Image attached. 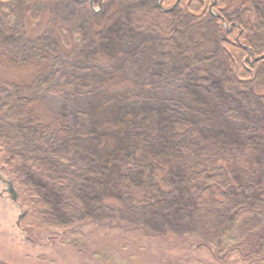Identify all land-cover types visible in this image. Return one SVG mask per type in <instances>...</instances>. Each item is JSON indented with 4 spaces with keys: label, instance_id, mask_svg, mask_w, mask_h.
<instances>
[{
    "label": "trees",
    "instance_id": "trees-1",
    "mask_svg": "<svg viewBox=\"0 0 264 264\" xmlns=\"http://www.w3.org/2000/svg\"><path fill=\"white\" fill-rule=\"evenodd\" d=\"M160 1L161 7H171L176 0ZM212 1L215 2L212 8L218 13L212 24L217 33L218 65L213 67L215 71L208 72L205 65L195 66L194 71L199 69L200 75L204 73L202 77L210 73L207 79L211 81L216 76L212 82L219 84L220 79L228 91L239 88L264 102L262 89L253 91L260 87L254 84L255 78L244 83L246 79L239 74L244 69L251 73L258 63H264L263 58L250 64L252 56L264 53V44L259 46L244 37L249 30L256 32V22L264 24V15H257L251 5L255 1L263 9L264 0H239L236 5L232 0ZM116 2L108 18L118 16ZM0 3L8 5L10 0ZM203 4L204 0H179L174 9L191 19L193 26L200 25L205 19L204 12H209ZM139 9L127 22L130 33L141 31L144 26L157 29L162 41L161 50L155 43L151 44L155 46V56H163L167 50L175 52L182 61L190 58L184 46L175 44L178 30L182 31L174 24L176 16L160 11L156 4L141 8L138 14ZM234 9L243 12V17L239 16V22L230 32H224V21L230 24L227 13ZM50 31L55 40L47 51L52 57L50 61L17 58L8 61L10 55L0 46V120L7 126V132L0 135V169L11 181L17 198L25 201V213L19 223L24 224L28 234L34 239L38 235L45 237L52 254L57 252L61 257L69 251L73 259L88 260V264H123L126 261L119 257L127 258L143 249L159 256L149 255L137 264H264V120L256 129H248L251 140L244 139L243 132L227 129L221 122L223 105L204 103L198 109L188 108L186 117L165 115L164 128L171 133L161 134L154 121L159 116L163 118L168 109L143 107L152 98L142 90L136 92L144 86L135 85L125 77L128 60H118L123 54L118 47L121 40L117 39L121 34L115 29L107 41L111 54H102L106 61L112 62L113 74L99 79V88L93 91L94 98L100 93L97 105L89 107L84 117L77 118L69 128L65 120L67 113L53 112L39 96L43 90L51 89L49 82L55 61L58 64L60 58L68 57L58 67L74 69L71 62L78 43L77 40L65 43V30L58 24L54 23ZM30 32L25 38L37 52L41 48L42 31L36 26ZM99 33L96 32L91 45L99 53H107L102 50L105 47L100 43ZM1 37L7 38L8 33L3 32ZM146 46L151 49L147 43ZM197 50L204 53L209 49L204 43H196L189 49ZM197 54L181 64L186 69L192 68L201 60L202 54ZM232 78L237 85L230 81ZM83 80H72L76 91L81 85L83 88L91 82L96 85ZM198 82L202 86L204 79ZM125 89L128 90L122 94ZM135 100L143 102L141 111L146 109V112H128L123 108ZM203 129L223 135L230 130L227 134L231 143L221 144L207 135L203 137ZM84 138L97 142L96 160L88 161L84 152L72 147L71 142ZM6 142L8 145L12 142L13 151L4 155ZM5 157L7 161L2 160ZM173 167L180 172L179 179L172 175ZM26 173L36 176L50 194L43 195L33 181L25 180ZM43 196L52 197L57 203L52 218L46 217L50 207ZM139 212L153 213L155 218H174L182 213L179 224L182 222L189 228L178 233L164 223L166 228L158 232L129 219L138 217ZM164 250L177 252L169 258ZM51 255L37 260L56 264L58 258Z\"/></svg>",
    "mask_w": 264,
    "mask_h": 264
},
{
    "label": "rangeland",
    "instance_id": "rangeland-1",
    "mask_svg": "<svg viewBox=\"0 0 264 264\" xmlns=\"http://www.w3.org/2000/svg\"><path fill=\"white\" fill-rule=\"evenodd\" d=\"M118 3H117V2ZM179 0H176L172 6H176ZM230 1V0H228ZM239 0H232V4H238ZM119 4L118 16L117 17H107L108 12L111 10L113 4ZM160 0H10V3H0V46L6 50L7 54L10 55V59L7 56V60L11 61V58H17L19 61H28V60H38V61H50L52 59L51 55L48 54V50L55 40L50 36L51 31L50 27L55 23L61 26L65 32L63 35V41L65 43L77 40L78 46L75 48V54L72 57L71 67L74 69L66 70L62 67H58L60 63H65L68 57L60 58V63L54 62V73L50 78L51 89L43 90V94L39 98L45 100V104L53 109V112H66L67 117V127L71 128L76 122L77 118H83L84 112H86L89 107L93 104L97 105L98 97L100 93L94 98L93 91L97 87L99 88V79L110 76L113 74V69L111 68L112 62L106 61L105 57L102 54H111L112 50L107 47V41L110 40L112 33L115 29L120 31L118 40L119 50L123 55L118 58L120 62H123L124 59H127V68L125 67V77L135 85L141 84L144 86V89L137 88L136 92L142 90L145 92L148 98H152L149 102L146 100L143 107H150V109L157 108H167L168 113L165 112L163 118L160 116L154 121L155 126L157 125L161 134L170 135V131L166 127L167 118L165 115L173 117H186L188 108L198 109L203 106V104L212 103V104H221V113L220 120L224 124L225 128L231 129L234 132H243L241 136L244 139H249L251 134L247 131L248 129H256L259 122L264 120V102L262 98L252 95L248 91H241L239 88H231L228 91L225 89V84L219 79V84L212 82L215 77L210 79L207 77L210 76V73L204 75L199 74L198 71L195 72V66L205 65V69L210 71H215L213 67L217 66L219 61L218 57V46H217V36L215 27H213V18L218 15L215 8H212V0H204L203 6L209 8V12L205 13V19L199 23L200 25H194L191 19H188L186 16L182 15L179 9H174V7H161ZM231 2V1H230ZM176 3V4H175ZM160 5V11L163 12L165 9L171 8L169 11L164 12L169 15L176 16L175 26L182 31L178 30L177 35L175 36V44L181 46L188 53L187 55L193 57V54L198 52L201 57L200 61H197L192 68L186 69L184 64L189 61H182L181 57L176 58L175 52H169L165 50L162 54L154 55L155 49L151 44L155 43L159 50H161V38L157 32V29L152 27L143 28L141 31L135 33H130L127 29V22L132 18L133 12L138 8H147L150 5ZM252 9L257 15H264V8L255 1L251 2ZM233 7V6H232ZM139 9L138 14L141 12ZM203 10V11H204ZM243 12L240 10H231L227 13V17L230 21V24L226 21L223 23L224 32H230L231 29L239 22L240 15L243 17ZM172 16V17H173ZM220 16V14H219ZM107 22V24L105 23ZM161 21L166 22V20L161 18ZM154 22V21H153ZM191 22V24H190ZM105 23V25H104ZM152 24V23H151ZM257 27H255L254 33H251V30L245 32L244 37L247 41L251 40L252 43L262 46L264 44V24L256 22ZM36 26L40 27L42 37L39 38L41 42V48L36 52V49L32 48L33 45L31 41L25 38V35L30 32V29H34ZM46 26V30H42V27ZM24 27H27L29 30H23ZM187 30H184L186 29ZM214 28V29H213ZM22 29V30H21ZM59 29V28H58ZM23 31V33H21ZM100 31V43L104 49L103 52L99 53L97 47L94 44L91 45L93 37L96 35V32ZM8 33L7 38H2V33ZM20 34H19V33ZM236 34V30L234 31ZM40 33V34H41ZM250 34H254L251 36ZM237 35V34H236ZM248 36H251L248 38ZM145 41V42H141ZM147 45L150 46V50ZM198 44L204 43L208 47V51L211 54H206L202 50L189 51L191 47H195ZM186 44V45H185ZM86 47V48H85ZM108 49V50H107ZM107 50V51H106ZM181 50V49H179ZM147 51V53H146ZM84 52L88 54H84ZM128 56H124V54ZM151 53V54H150ZM84 55V57L82 56ZM213 55V57H212ZM263 54L254 55L249 59V62H256L262 57ZM106 56V55H105ZM109 56V55H108ZM83 57V59H82ZM80 59V60H79ZM123 59V60H122ZM149 60V61H148ZM225 61V58L223 59ZM222 60V61H223ZM148 61V64L145 65V62ZM182 61V62H180ZM221 61V60H220ZM117 62V61H116ZM184 63V64H181ZM52 66V63L50 62ZM255 71V72H254ZM253 72L248 73L249 70H242L239 72L240 76L243 79H246L244 83L252 81V78H255V85H260V87L253 88V91H259L262 89L264 93V63L260 62L257 64V67ZM199 79H204L202 86L198 82ZM220 75H223L224 72ZM234 75V74H233ZM253 75V76H252ZM70 76H72L70 78ZM85 80L96 82V85H86L85 88L81 85L79 91L75 89V82L72 80ZM87 78V79H86ZM230 79V78H229ZM237 79V78H236ZM84 81V80H83ZM234 85L235 78L230 80ZM253 82V81H252ZM128 89L122 90L125 92ZM129 91H134L130 89ZM124 94V93H122ZM160 101V102H159ZM148 103V104H147ZM143 102H137V100L130 102L123 108H127L128 112L131 110L134 113H144L146 109L141 111V105ZM147 105V106H146ZM225 107V108H224ZM165 110V109H164ZM189 110V109H188ZM162 111V110H160ZM133 113V112H132ZM186 115V116H185ZM4 132H7V126L3 124V121L0 120V135ZM227 133H231L230 130H227ZM221 134L216 131L212 132L211 130L203 129L202 135L209 136L208 139L218 140L221 144L229 145L231 142L228 140L230 134ZM168 135V136H169ZM243 140V139H241ZM253 140H257L253 138ZM71 142V141H70ZM7 144L6 149H4L5 154L7 155L13 151L12 142ZM73 148L84 152L85 156L88 157V161L96 160V146L97 142L93 139L84 138L82 141L71 142ZM118 149L119 146H118ZM16 151V149H15ZM4 155L2 157H4ZM7 161L8 158L5 157L2 159ZM10 161V160H9ZM14 162H12L13 167ZM1 176L3 177L2 169H0ZM172 175L176 176V179H179L180 172L177 168L173 167ZM25 180L28 182L33 181L38 191L41 193H49L46 191V188L42 187L38 182V178L31 173H26ZM6 186L0 180V264H44L40 263L37 260V257L51 255L52 251L47 244H45V237L40 235L35 236V239L28 234L24 228V224H17V217L22 212H25V201L24 203L17 198L15 202L11 200L8 194L5 192ZM48 194V195H49ZM43 200L49 203L50 214L48 213L47 218L53 217L54 205L57 206L56 201H52V197L43 196ZM154 211V210H150ZM140 213H143L140 215ZM139 212L135 219L130 218L133 222H140L151 228L155 231H163L166 227L163 226L164 223L171 226L172 230L180 233L181 231L188 230V226L183 224L180 221L183 217V214L180 213L177 216L166 218H155L153 213L150 212ZM126 216V214H124ZM123 216V215H122ZM170 229V228H169ZM37 235V234H35ZM140 253L136 255L131 254L127 258L119 257L126 261L123 264H137L142 260H145L146 257L154 256L158 258L159 254H151L148 250L143 249L138 251ZM177 251L164 250L166 256H173ZM51 253V254H50ZM143 253V254H142ZM142 254V255H141ZM57 257L58 261L56 264H88V260H75L70 255L69 251L65 255L60 257V254L57 252L53 253L51 257ZM142 257V258H141ZM149 259V258H148ZM93 264L92 262H90ZM47 264V263H45ZM96 264V263H95Z\"/></svg>",
    "mask_w": 264,
    "mask_h": 264
},
{
    "label": "water",
    "instance_id": "water-1",
    "mask_svg": "<svg viewBox=\"0 0 264 264\" xmlns=\"http://www.w3.org/2000/svg\"><path fill=\"white\" fill-rule=\"evenodd\" d=\"M176 4V3H175ZM158 7H160V5L158 4ZM171 8H169V9H165V10H163V12H167V11H169ZM264 57V55L262 56V57H259V58H255L254 60H256V59H260V58H263ZM8 193H10V196H11V199H12V201H15L16 200V195H15V193H14V191L11 189V187L10 186H8ZM20 216H22V215H19V217Z\"/></svg>",
    "mask_w": 264,
    "mask_h": 264
},
{
    "label": "flooded vegetation",
    "instance_id": "flooded-vegetation-1",
    "mask_svg": "<svg viewBox=\"0 0 264 264\" xmlns=\"http://www.w3.org/2000/svg\"><path fill=\"white\" fill-rule=\"evenodd\" d=\"M215 2H213V4H214ZM173 7H175V6H173ZM221 17V16H220Z\"/></svg>",
    "mask_w": 264,
    "mask_h": 264
}]
</instances>
